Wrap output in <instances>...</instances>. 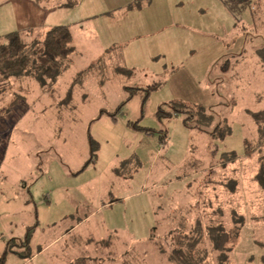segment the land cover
<instances>
[{
    "label": "rangeland",
    "instance_id": "1",
    "mask_svg": "<svg viewBox=\"0 0 264 264\" xmlns=\"http://www.w3.org/2000/svg\"><path fill=\"white\" fill-rule=\"evenodd\" d=\"M69 1L42 0L37 7L49 9L41 17L42 31L64 24L72 32L74 50L57 79L42 87L34 78H21L19 83L28 88L21 97L27 102L19 100L10 110L6 108L11 96L0 98V157L6 148L25 154L10 163L6 153V175L0 173L4 264L21 260L9 250L18 247L9 245L8 239H24L22 223L33 218L28 214L31 207L30 224L37 223L33 232L48 228L37 242L47 243L49 225L75 212L81 204L80 186H76L91 177L97 178L93 188L82 184L93 197L94 211L84 232L89 230L98 239L106 236L114 245L109 248L92 237L89 264H116L114 257L121 255L127 256L126 263L133 264V257H138L140 262L165 264L149 237L152 230L156 237L166 230L167 222L161 221L164 209L181 215L201 203L220 206L226 216L232 210L243 216L232 240V264H264V186L255 181L264 158V140L260 143L250 113L264 106V67L255 65L253 51L264 42V0H75L72 6L54 7ZM32 5L17 1L13 19L18 26L30 17ZM124 5L132 12L125 20L115 19L125 15ZM2 10L8 11L9 6ZM108 11L111 14H100ZM142 12L157 21L158 31L143 28ZM246 32L258 36L246 38ZM159 107L165 113H158ZM199 107L206 109L204 115L190 118L189 111ZM111 113L117 123L111 121ZM215 124L220 128L213 131ZM224 124L229 126L227 133ZM58 127L69 139L63 148L71 142L70 152L56 147L58 139L63 141ZM88 135L99 144L98 158L89 169L78 171L75 166ZM245 138L255 145L247 157ZM231 153L237 158L222 165L223 156ZM123 159L129 161L125 174L115 179L106 166ZM30 166L24 199L23 192L14 193L12 187L20 171ZM49 194L52 206L44 201V207H39ZM111 197L117 200L105 205ZM158 206L161 211L155 217ZM79 232L78 228L56 240L31 264H44L50 257L56 261ZM131 250L132 255L124 253Z\"/></svg>",
    "mask_w": 264,
    "mask_h": 264
},
{
    "label": "trees",
    "instance_id": "2",
    "mask_svg": "<svg viewBox=\"0 0 264 264\" xmlns=\"http://www.w3.org/2000/svg\"><path fill=\"white\" fill-rule=\"evenodd\" d=\"M73 2L75 3V0H70L67 3L60 4V6H72L74 4ZM136 4H138V2L131 3L130 6H135ZM247 35L250 36L249 38H253L256 34L250 35L246 32V38L248 37ZM257 36L258 35H256V37ZM73 50L72 32L69 26L64 24L53 25L42 32H36L28 28L23 31H11L1 35L0 98L6 97L9 94L11 96V101L8 105H11V108L12 106H16L19 100L23 101V104H26L27 99L26 97L25 99L22 98L21 94L26 96L25 94L27 93L26 91H28V88L19 83V80L27 76L37 80L42 87H44L45 84H52L57 79L62 69L66 66L67 59ZM253 51L257 58L255 59V65L259 63L264 67V42L256 46ZM242 52L243 49L240 51V54H242ZM156 86V84H153L151 87ZM258 98L261 102L262 97L258 96ZM172 108L175 107L172 106ZM7 109L8 108H6V110ZM205 110L206 109L203 107L190 110V118L197 115L203 116ZM208 110L210 113L209 115L213 118V115H211L212 111L210 109ZM164 111L165 110L162 107H159L158 113H165ZM173 112L175 113L176 109H173ZM250 113L256 125L259 134V141L261 143L264 140V106H261L257 111H251ZM168 115H170V112ZM158 116L160 115L158 114ZM99 118H101V116ZM110 118H112V120H117L115 113H111ZM195 127L202 131L206 130L198 125ZM222 127L223 132L227 133L230 131L228 124H224ZM218 128H220V125H213V131ZM213 131H209L210 134L212 133L213 135ZM88 142L89 158L85 162V165L94 161L99 147L98 142L89 135ZM254 146L255 145L252 144L250 140L245 138L244 156H250L255 150ZM211 152L213 153L214 150H211ZM235 158H237V155L231 153L227 158H224L223 156V161L221 163L224 165ZM128 162V159H123L120 164L115 167L116 175L125 174L124 167ZM135 167H138V164L135 163L134 168ZM255 181L260 187L264 186V158L261 160L258 171L255 175ZM196 202H194V205L199 203ZM179 207L182 209L186 208L185 206ZM187 209L188 208H186V210ZM164 211L166 212V216L161 221L167 222V225H164L166 230L159 237H156L155 231L152 230V233L149 236L150 240L154 243L155 251L159 254V259L162 262L165 264H232L230 256L234 242H232V240L238 235L239 227L243 222L242 215L237 212V216L234 214V210H232L233 212H230V216H226L225 210L220 206L215 208L214 204L209 205V203L206 205L201 203V205L194 206L191 211L187 210L188 213H181V215H178L177 212H171V210L164 209ZM36 225L37 223L35 222L26 229L24 239L18 238V240H16L15 237L9 238V245H16L18 247L17 249L10 248L9 250L20 255L22 258L29 257L32 253L30 244L31 238ZM118 238H120V235ZM155 238L158 239L155 240ZM101 241L105 246L108 244L109 248L114 245V242L111 245L112 241L109 240L108 237H105ZM129 252L132 255L134 250L125 251L124 253L127 255ZM6 254L7 248H4L1 254L2 256L0 257V264H4ZM111 257L112 256H110V258ZM126 257L121 255L116 258L115 256L113 263L131 264L129 262L126 263ZM133 258V264H148V261L144 262L141 260L140 262L139 259H137L138 257ZM87 259V257H78L74 259L71 264H89V259L88 261ZM107 259L108 257L105 258V261ZM149 264H151V262Z\"/></svg>",
    "mask_w": 264,
    "mask_h": 264
},
{
    "label": "crops",
    "instance_id": "3",
    "mask_svg": "<svg viewBox=\"0 0 264 264\" xmlns=\"http://www.w3.org/2000/svg\"><path fill=\"white\" fill-rule=\"evenodd\" d=\"M17 1L18 0H0V36L5 34V33L11 32V31H23V30H26L28 28H30V29H32L33 31H36V32H42L41 26H42L43 19L41 17H42L43 14H46V12L49 11V9H46V7H44V6H41L40 10H39V8H37V7L40 6L39 2L42 1V0H26V1H28V2L33 4L32 5L33 11L31 12L30 17L21 20V23L19 24V26H18L17 21H14V19H13L14 16H15V13H17V11H18ZM147 3H148V1L142 2V5L145 6V5H147ZM60 4L61 3H57V5H54V7L61 8L62 6H60ZM5 5H7V7L9 6V10L8 11L2 10V7L5 6ZM13 6H15V7H13ZM125 6H128V5H124L123 7H125ZM10 8H12V12H11ZM125 9H126L125 15L119 16V17H117L115 19L125 20L129 16V13L132 12V11H130V6L129 7H125ZM134 11H137V10H134ZM139 11H141V10H139ZM108 13L111 14V12H109V11L108 12H102L100 14H108ZM33 17L35 19H31ZM141 18H142V20H141L142 24L141 25H143V28L145 26H148L147 27L148 29L154 28V29H152L151 32L154 33L155 31H158L159 27L155 28V27L159 26L158 24H156L157 21H153L148 13H146V15H145L144 12H142V17ZM2 22H3V24H2ZM20 28L22 30H20ZM43 30H46V29H43ZM105 51H107L106 48H105ZM10 109H11V106L8 108V110H10ZM110 119H111V121L113 123L114 122L115 123L118 122L117 120H112V118H110ZM56 131H58V132L62 131L60 136H61V138H63V141H61L59 139L57 140L58 145H56V147L58 149L59 148L63 149L65 152H70L71 151V142L69 144H67L66 148H63V145H65L67 142H69L67 134L65 135V137L63 136V134H64L63 131L64 130H63V128L61 130V127L60 128L59 127L56 128ZM10 135H11V133H10ZM82 139L84 140L83 136H82ZM9 142H11V141L9 140ZM51 143H52V141H51ZM84 143H85V146L83 145L84 149H82V151H81V156H78V158H80L81 161L78 162L76 164V166H75V169H77L78 171H84L85 169H89L91 164H93L95 162L96 158H98V154H96V157H95L94 161H91L88 165H85V162L89 158V142H88V138H85V142ZM16 151H17L16 148L13 149L12 151L10 149L6 148V151L3 152V154H1V157H0V173H2L3 175H6V174H4L3 167H4L5 164L8 163V162H5V160H8V158H6V153H8V156L10 158L9 159L10 163L12 162V159H14L16 156L25 155L24 153L16 155V153H13V152H16ZM13 154H15V155H13ZM120 162L115 161L114 163H110V164L108 162V166H106V168L110 166L108 171L109 172L110 171L113 172L112 175H113V177L115 179L120 178L115 173V167L117 165H119ZM31 168H32V166H30L28 168V170H21L20 171V175H17L16 178L14 179V180H16V182L14 183V187H12V190H13L14 193H15V191H22L23 194L21 196L24 199L27 197V190H28V187L26 185L27 184V180H26L27 175H25V174H28V171ZM45 170H46V171H44V173L46 172L45 174H49L50 173L49 172V168L48 169L45 168ZM103 171H104V169H103ZM31 172H32V169H31ZM61 172H62V170H61ZM96 172H99V170L96 171ZM96 172H95V174H96ZM99 173H102V172L100 171ZM104 176H105V174H104ZM99 179H100V175H99L98 180ZM96 180H97L96 177L87 178V179H84V181L82 183H80L79 185L76 186V189L80 186V189L78 188L79 189V193H77V196L80 198L78 200L81 201V204L76 206L75 212H73L72 215L70 213H68L67 215H64V217H62L60 220H58V221H61V226H57V222L58 221L53 222L51 225H49V226H51V228H50V239L47 241V243H44L45 241L42 240L43 244H40V243L38 244L37 241L40 238V235L41 236L44 235V233H42V231L43 230H47L48 228H44L43 230H41L40 233H38V232L34 233L33 232L34 236H32L30 244H31L32 248L34 246H37V249L32 251V253H31V255L29 257H27V258H22L21 257V260H18L19 264H31V262L35 261L37 259V257L41 253H43L48 246H50L56 240H59V239L63 238L66 234L73 233L78 228H79L80 232L76 234V239H73L72 245L65 246L63 251L61 250L59 252V254L57 255L58 258L56 257V261H53V258L50 257V259H47L46 263H44V264H71L74 259L78 258L79 256L81 257V255H82V257H83V255L84 256L86 255L85 257H87L88 259L90 258V260H91V258H92V237L93 236H92V233L89 232V230H87L88 232H84V228H85L86 224L92 222V217H94V216H92L93 213H94V211H92V198L93 197L86 193L85 189H83L82 184H85L86 186H91L93 188V185L96 182ZM21 185L25 186L23 190H22V186ZM4 189L6 190V188H4ZM110 196H111V193H110ZM116 200H117L116 197H111V199L109 201H107L105 203V205L111 204L112 202H114ZM44 201L50 202V204L48 206H52V204L54 203V202L52 203L51 195L49 194V198L48 199L42 200L40 202V204H37V203L36 204L39 205V207L40 206L44 207V205H43ZM24 211L26 212V210H24ZM159 211L160 210H159V206H158V208L155 209V212H154L155 217H156V215L159 214L158 213ZM28 214H30V215L32 214L33 218L30 217L29 218L30 221H27L26 223H22L23 228L26 227L25 230L23 229L24 231H26V229L29 226L32 225V224H30V222L34 220L33 207H31V209L29 210ZM18 215H20V214H18ZM69 215H71L70 218L68 217ZM35 217L37 219L36 215H35ZM33 223H35V222H33ZM88 226H90V224ZM20 234L21 233H19V235ZM18 238H20V237H18ZM93 238H95V237H93ZM104 238H99V239L95 238V239L98 240V241H101ZM81 243H82V245H81ZM77 253L79 255H77Z\"/></svg>",
    "mask_w": 264,
    "mask_h": 264
}]
</instances>
